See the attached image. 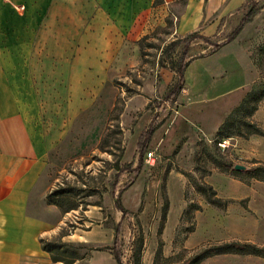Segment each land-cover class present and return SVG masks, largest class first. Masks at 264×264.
<instances>
[{
    "label": "rangeland",
    "instance_id": "1",
    "mask_svg": "<svg viewBox=\"0 0 264 264\" xmlns=\"http://www.w3.org/2000/svg\"><path fill=\"white\" fill-rule=\"evenodd\" d=\"M185 1L138 40L110 46L81 44L91 33L93 2L64 0L75 13L60 16L77 23L80 43L54 44L48 31L47 45L32 47L51 66L61 63L55 56L67 54V67L82 58L75 77L46 78V88L24 103L52 189L63 191L54 199L69 217L44 241L59 259L53 264H117L113 250L122 264H264L263 256L237 252L196 262L221 243L264 247V176L255 171L264 166V0L202 13L199 26L180 35ZM61 24L59 33L69 35ZM193 33L183 88L169 97L184 44L167 48ZM227 119L224 138L218 130ZM245 123L259 133L249 134ZM150 126L140 154L138 137ZM70 232L76 241L66 240Z\"/></svg>",
    "mask_w": 264,
    "mask_h": 264
},
{
    "label": "crops",
    "instance_id": "2",
    "mask_svg": "<svg viewBox=\"0 0 264 264\" xmlns=\"http://www.w3.org/2000/svg\"><path fill=\"white\" fill-rule=\"evenodd\" d=\"M91 1V33L82 37L81 44L115 46L132 43L153 30L176 0ZM242 1L186 0L180 35L195 30L202 22V13H216L222 8L228 12ZM63 3L0 0V264H53L42 243L56 237L69 219L46 200L52 177L42 158L40 140L24 111V103L41 87L46 88V78L76 76L75 63L81 57L76 55L74 64L67 67L63 64L67 54L55 56L53 59L61 63L51 66L45 53L31 52L33 46L47 45L48 31L54 36V44L80 43L74 34L77 23L60 16L75 13V7ZM63 20L69 35L59 33L64 29ZM77 236V232H70L66 240L76 241Z\"/></svg>",
    "mask_w": 264,
    "mask_h": 264
},
{
    "label": "trees",
    "instance_id": "3",
    "mask_svg": "<svg viewBox=\"0 0 264 264\" xmlns=\"http://www.w3.org/2000/svg\"><path fill=\"white\" fill-rule=\"evenodd\" d=\"M239 27H237L234 32L231 34L230 38L232 36H234L237 33ZM197 35V33H193L189 36H186L183 39L180 40H174L170 43V45L168 46L167 50L168 52L171 51L174 47H176L179 43H183L184 44V50L180 56V59L176 65V72L178 74V79L176 81V83L171 87V89L169 90L167 96L169 97H175L177 95V93L179 92L180 89L183 88V72L184 69L187 65V62L185 61L186 58V54H187V47L189 46L190 41L195 38ZM220 44H217L215 47H219ZM254 100H258V97L255 96L253 97ZM229 119L225 120L221 126L219 127L218 130V134L221 137H229L230 133L228 132V127L232 125V120L228 121ZM246 126H250L251 129H249L248 133L249 134H257L259 133L258 129H256L252 124L249 123H245ZM153 132V127H149L148 129H146L145 131L141 132V134L138 137V143H137V149L139 151V153H143L144 149H145V143L150 139L151 134ZM139 165L136 168L135 171H137L139 169ZM255 171L264 176V166H260L257 167L255 169ZM202 191L204 193H206V195L211 196V193L209 190L207 189H202ZM63 193V191L61 189H52L46 196V200L49 204H54L56 205L62 212L67 211V209H63L62 208V204L60 202V200L54 199L55 197H59L61 196ZM214 202H219L217 199H215ZM116 204L119 206V201H116ZM73 207H69L68 209H72ZM117 231L118 229L116 228V232H115V238H114V243L116 241L117 238ZM42 246L45 250H47L48 252H51V250L45 245V243H42ZM228 252H237V253H252V254H257L260 256L264 257V247H258L255 244H251V243H241V242H226V243H221L219 245H215L213 247H210L208 249H205L202 253V255L197 259L196 262H199L200 260H203L211 255H215V254H220V253H228ZM113 255L114 258L117 262V264H122L121 262V256L119 251L117 250H113ZM51 260L53 262L58 261L59 259L54 255L51 254Z\"/></svg>",
    "mask_w": 264,
    "mask_h": 264
},
{
    "label": "water",
    "instance_id": "4",
    "mask_svg": "<svg viewBox=\"0 0 264 264\" xmlns=\"http://www.w3.org/2000/svg\"><path fill=\"white\" fill-rule=\"evenodd\" d=\"M235 168L236 169H244V166H242V165H235Z\"/></svg>",
    "mask_w": 264,
    "mask_h": 264
},
{
    "label": "built area",
    "instance_id": "5",
    "mask_svg": "<svg viewBox=\"0 0 264 264\" xmlns=\"http://www.w3.org/2000/svg\"><path fill=\"white\" fill-rule=\"evenodd\" d=\"M20 8H22V7H20ZM148 156H151V153H150V154H148Z\"/></svg>",
    "mask_w": 264,
    "mask_h": 264
}]
</instances>
